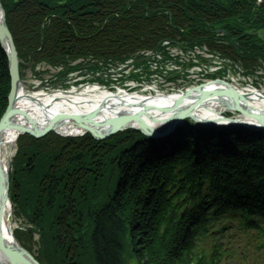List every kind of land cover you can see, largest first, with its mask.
Returning a JSON list of instances; mask_svg holds the SVG:
<instances>
[{
  "label": "trees",
  "instance_id": "1",
  "mask_svg": "<svg viewBox=\"0 0 264 264\" xmlns=\"http://www.w3.org/2000/svg\"><path fill=\"white\" fill-rule=\"evenodd\" d=\"M21 69L121 62L207 47L248 73L264 64V0H2ZM71 7H59V4ZM85 2L94 6L79 14ZM73 8L77 15H73ZM25 63V64H24ZM11 77L0 45V121ZM191 130L152 141L53 133L19 138L10 199L16 237L41 264H219L206 237L226 210L264 221V135ZM214 234V233H213ZM39 240L35 241V236Z\"/></svg>",
  "mask_w": 264,
  "mask_h": 264
},
{
  "label": "water",
  "instance_id": "2",
  "mask_svg": "<svg viewBox=\"0 0 264 264\" xmlns=\"http://www.w3.org/2000/svg\"><path fill=\"white\" fill-rule=\"evenodd\" d=\"M0 13H2V17L0 14V39L6 44L5 47H8V50H6L4 47L3 49L8 59V69L12 85L11 93L9 95V106L6 114L0 121V149L3 145V137L5 136L6 143V135L13 131L11 129L15 130V136H12V144H14L15 139L20 134L21 130L27 132L30 129H34L39 133L49 131H54L55 133H57L59 130V126L63 124V122H57V119L53 118L48 126H46L45 128H39L37 122L33 119L71 114L74 107L93 111L94 108H88V101L108 109V101L127 103L138 100L137 94L129 95L122 90L118 93L110 91L103 92L100 91V88H98L97 86L84 89H80L81 87H78L80 90H74L71 88L72 83H68V88L64 86L61 87L59 85L60 88L58 89V84L54 85V83L52 82V94L43 90L18 93L19 85L21 83L19 79V59L17 57L13 37L6 25L5 13L3 11L1 1ZM160 89L162 90V85H160ZM163 92L171 93V91ZM123 93H126V96H123ZM246 93H248L249 96L251 94L250 91ZM211 96L226 102L231 107L240 109L244 114L254 120L255 126H248L247 123L239 119L231 120L221 117L218 120H213L203 117L200 114V110L206 103L205 99ZM249 96L239 95L233 90H231V92H225L222 90L212 89L211 86H207L199 90L194 96H173V100L165 97V95L163 94L152 96L155 104L159 105H156L158 111H153V116L164 117L165 112L170 113L168 118H166V121L160 127L151 126L152 123L162 122L159 120V118L149 117V122L142 118V115H150L149 111L145 110L146 108H144L140 113L137 114L133 112L120 113L116 115L113 120L108 125H106V127H104L105 125L101 124V122L94 120V118L97 117L99 111L103 107L94 113L88 115L73 116L70 118H66L65 120L73 121L74 123L84 128L86 132L93 133L98 137L104 139H108L111 136L122 132L123 130L133 129V127H130V123L132 122L138 125V128L136 130L140 131L144 136L148 138L160 139L172 134L178 126L183 125L184 120L187 118L193 120L198 125V127L200 126L207 129H215V125H218V123L229 122V125L225 124L223 127L229 129L232 127H236L237 125L240 128H248L255 131H264L263 113L246 106L239 107L236 104V101L239 100L244 102L250 101ZM17 98H21V102H16ZM28 101H32L30 108H26ZM129 105L135 106L136 103ZM206 106L207 107H204V109L214 107V105L207 103ZM209 116L210 111L208 112L207 117L209 118ZM27 121L30 123V126L21 124V122L25 124ZM102 130L106 132H102ZM7 131L9 132L6 134ZM10 152L11 157L6 163L7 166L12 161V158L16 153L15 145L10 146ZM8 190L9 176L0 158V252L5 254L9 258L10 264H39L26 250H24L19 245V243L14 238L8 240L11 236L10 230H12L11 221L9 220V210H2L1 208L8 200ZM2 217H6V225L4 230H6L7 233L3 232ZM2 253H0V263L5 264Z\"/></svg>",
  "mask_w": 264,
  "mask_h": 264
},
{
  "label": "bare ground",
  "instance_id": "3",
  "mask_svg": "<svg viewBox=\"0 0 264 264\" xmlns=\"http://www.w3.org/2000/svg\"><path fill=\"white\" fill-rule=\"evenodd\" d=\"M6 48V47H5ZM210 86L217 88L219 90H234L236 93L239 94H243V92L241 91H237L234 87L230 86V84H224V83H212ZM100 91L103 92H109L108 90L102 89L100 88ZM121 91V90H119ZM24 92H29V90L22 85L21 87H19V91L18 93H24ZM52 94V92H51ZM138 95V100L137 101H132V102H127V103H122V102H113V101H108V109L107 108H102L98 115L97 118L94 119L95 121H105V122H111V120L113 119L114 116L123 113V112H133L135 114L140 113L144 108H146L145 110H148L150 115H142V118H144L146 121H149V117H155V118H159L160 121L162 122H156V123H152L151 126L153 127H160L162 126V124L166 121V118H168L167 115H169V112H165V116L164 117H160V116H153V111H158L156 104L154 102V99L152 96H142L140 94ZM195 95V91L193 90L190 95L188 96H194ZM123 96H126V93H123ZM170 99H174V97H168ZM16 102H21V98H17ZM136 103V107L135 106H131L129 104H133ZM207 104H212L214 105V107H210V108H205L202 110L203 114L205 116L208 115V112L210 111V116L209 119H213L215 117H217V113H227V112H235L236 110L229 107L226 102L221 101V100H215L212 97L208 98L206 101ZM32 104V101H28L26 108H30ZM151 104V105H149ZM237 104H239V106H249L251 108H255L257 110H259L260 112L264 113V97L260 94L257 93L256 90H252L251 94H250V101H248V103L246 102H238ZM245 104V105H243ZM8 106H9V97H8ZM148 106V107H146ZM102 106L97 105L93 102L88 101V108H94L93 111L101 108ZM8 109V108H7ZM90 110H86V109H82V108H78V107H74L73 111L71 114H67V115H59L56 116V118H63V117H69L72 115H79V114H83V113H89V112H93ZM52 117H44V118H37V119H33L36 120L38 127L39 128H45L46 126H48L50 120L53 118ZM61 122H63L62 125L59 126V131H61V133H67V134H82V129L78 126H76L75 124H72L73 121H67V120H61ZM26 126H30V123L27 121ZM136 123L132 122L130 123V127H136ZM106 127V126H105ZM102 132H106L104 130H102ZM226 134V132H224ZM253 133V137H260L261 136V132H252ZM264 135V134H263ZM12 136H15V130L11 131L10 133H8L6 135V144H12ZM2 210H9L10 211V204L9 202H6L4 206L1 207ZM12 236H10V238L8 240L11 239ZM4 258V256H3ZM0 262H1V258H0ZM4 262L5 264H7V262L5 261L4 258Z\"/></svg>",
  "mask_w": 264,
  "mask_h": 264
},
{
  "label": "rangeland",
  "instance_id": "4",
  "mask_svg": "<svg viewBox=\"0 0 264 264\" xmlns=\"http://www.w3.org/2000/svg\"><path fill=\"white\" fill-rule=\"evenodd\" d=\"M171 55L172 56H178L180 55V51L177 49H173L171 51ZM170 66V65H169ZM60 69H52L49 68L45 65H41L40 67L37 68V72L42 73L41 78H36L34 73L31 71V66L30 65H26L25 69L23 70L24 72V80L25 82H27V87L29 89L33 88H38L37 86H40L39 89L46 91V92H52V82L54 83L55 77L57 75V72H59ZM170 70H172V68L170 67ZM201 79V78H199ZM199 79H194L195 81H192V79H188V80H179L177 83H162V90L163 91H171L172 92H189V91H195L198 88H200V86L196 85V81H199ZM45 86H51V87H47V89H43L42 87ZM264 89V86H262ZM167 94V93H166ZM233 116H237V113H231ZM2 157L3 160L5 162V164L8 162V160L11 157V152H10V146H4L2 149ZM11 163V162H10ZM9 163V165H10ZM8 165V167H9ZM12 211H9V216H10V221H11V226L13 229H17L19 226H22L21 222L22 220H18L16 218H14V216H12ZM234 239V242L236 240V236L233 235L232 237ZM228 243H224L222 247H225ZM229 244L231 247H233V242L230 240ZM35 247V245H34ZM33 247V250L36 252L35 254H37V248ZM226 248V247H225ZM135 260L131 261V264H135L134 262Z\"/></svg>",
  "mask_w": 264,
  "mask_h": 264
}]
</instances>
